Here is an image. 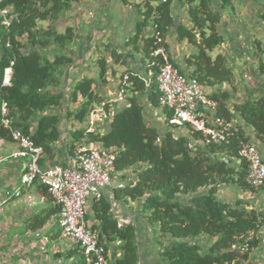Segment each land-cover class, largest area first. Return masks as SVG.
<instances>
[{
	"label": "trees",
	"instance_id": "1",
	"mask_svg": "<svg viewBox=\"0 0 264 264\" xmlns=\"http://www.w3.org/2000/svg\"><path fill=\"white\" fill-rule=\"evenodd\" d=\"M79 1L0 0V10L9 11L8 26L2 24L0 17V139L12 141L10 131L1 125L4 105L12 129L41 149L38 164L43 168L56 165L53 161L63 134V121L84 123L98 101L91 90L93 80L83 78L72 84L66 97L69 104L81 98L78 107L66 108L64 116L57 111L66 96L67 70L74 62L70 52L74 31L67 27L60 33L52 24ZM175 1L187 6L192 25L190 28L180 25L177 39L198 48L188 59L189 78L195 79L204 92L223 83L232 85L235 76L226 58L221 54L214 59L210 56L224 44L216 31L220 17L212 10L210 0H160L155 7L144 4L132 40H137L149 24L164 39L173 23L171 5ZM44 22L49 25L43 27ZM144 47L149 69L156 76L162 59L153 55L157 47L154 35L145 39ZM257 47L260 59V42ZM121 56L112 53L115 61ZM11 63V85L3 86V70ZM260 67L264 69L262 64ZM105 71L103 63L101 79ZM125 76L128 78L125 95L128 91H147L151 102L158 103L155 83L146 89L137 75ZM205 94L218 102V116L235 123L225 142L207 143L201 133L187 127L186 135L171 132L160 135L147 124L143 109L133 95L110 121L106 133H88L86 128L72 130L67 154L72 159L77 148L100 145L115 152L114 172H132L133 180L114 189L113 195L122 203H141L138 215L151 231L157 264H264V259L258 261L256 254L261 243L258 233L264 227V208H254L240 199L226 201L219 196V191L227 187L242 192H264V185L259 189L248 186L247 164L238 155L244 144L254 145L253 138L264 144V96L245 100L229 109L225 91ZM170 116L171 112L167 119ZM222 158H227L228 163ZM40 187L48 197L46 188ZM58 213L59 208L54 205L44 220ZM86 219L92 220L90 228L97 233L98 244L103 247L104 264H140L138 229L132 223L120 225L110 202L104 198L93 201ZM245 245L247 250L243 251ZM80 256L85 260L81 261ZM67 258L70 264H94L95 260L92 255H83L76 243L67 252Z\"/></svg>",
	"mask_w": 264,
	"mask_h": 264
},
{
	"label": "crops",
	"instance_id": "2",
	"mask_svg": "<svg viewBox=\"0 0 264 264\" xmlns=\"http://www.w3.org/2000/svg\"><path fill=\"white\" fill-rule=\"evenodd\" d=\"M160 0H80L62 15L67 17V27L74 31V41L70 47L73 64L68 68L64 84L66 92L58 112L64 116L66 108L76 109L81 102L69 104L67 96L74 82L83 78L93 80L91 90L98 98L95 104L113 98L118 91L125 74L144 76L150 72L145 55V39L153 35V26L149 24L139 35L136 25L141 20L143 5L148 3L155 7ZM212 10L220 17L216 27L223 37L224 44L215 48L210 56L214 59L223 55L232 69L234 83H223L213 88H206V93L223 90L227 93V107L245 100L264 96V0H210ZM58 18H61V17ZM173 23L164 34L167 55L182 74L189 78L188 59L198 52V48L187 42L178 41V27L190 28L188 8L179 2L171 5ZM257 42H260L262 55H257ZM122 54L118 61L112 53ZM100 62V60H102ZM105 63L104 79L100 78L101 67ZM152 72V71H151ZM135 95L143 109V116L148 125L154 127L160 135L168 132L174 135H186V128H174L168 125L169 111L159 103H152L147 91L140 93L128 91L125 95ZM94 105V104H93ZM236 123L240 120L236 119ZM63 134L57 144V156L54 163L60 166L70 164L67 154L70 132L75 128H86V120L78 124L72 120L63 121ZM241 124V122H240ZM110 123L98 126V132L106 133ZM247 133L250 129L247 128ZM253 143L264 158V144L253 138ZM100 145L89 144L87 147ZM20 149L18 142L0 139V199L11 193L19 182V177L27 163V157L13 158L14 152ZM25 159V160H24ZM131 171L114 172L111 185L105 190L103 198L112 205V212L119 224L132 223L138 229L140 264H157V250L152 244L151 231L139 218L141 203L116 201L113 190L123 187L133 180ZM221 199H236L249 202L254 208H264V192H242L234 187L219 191ZM92 202L89 203L90 211ZM50 196L46 197L40 184L34 183L23 191L21 197L10 201L0 209V264H70L67 252L75 244L62 236L59 229V214L45 219L50 208L54 207ZM44 220V221H43ZM92 220H88L91 225ZM54 226L58 233H49ZM264 228V227H263ZM263 238H261L262 241ZM264 240V239H263ZM151 244H150V242Z\"/></svg>",
	"mask_w": 264,
	"mask_h": 264
},
{
	"label": "built area",
	"instance_id": "3",
	"mask_svg": "<svg viewBox=\"0 0 264 264\" xmlns=\"http://www.w3.org/2000/svg\"><path fill=\"white\" fill-rule=\"evenodd\" d=\"M8 12V9L0 10L4 26L9 24L6 17ZM153 35L157 46L153 55L159 56L162 64L156 76L150 71L137 77L146 89L152 83L156 84L158 103L171 112L168 125L174 128L187 127L199 132L207 143L225 142L235 123L217 115L218 102L210 99L195 79L185 77L170 62L163 37L158 32ZM11 75L12 63L3 70V86L11 85ZM127 79L124 76L113 98L91 107L86 117L88 133L98 132L99 125L110 123L116 113L126 106L124 85ZM1 115V125L10 131L12 140L18 142L20 147L12 157H30V162L21 172L13 191L0 199V209L10 201L19 199L25 189L38 182L46 188L48 195L59 208V229L62 236L79 244L83 255H92L94 264H104L103 247L98 244L97 233L90 228L86 215L89 203L101 200L112 183L115 152L111 149L82 146L76 149L69 165L43 168L38 164L41 149L35 147L27 136L12 129V121L6 118L4 105L1 107ZM238 155L247 164L248 186L252 189L261 188L264 185V161L257 147L244 144ZM222 161L228 163L227 158H222ZM252 236L250 233L249 238ZM242 250L246 251L247 245Z\"/></svg>",
	"mask_w": 264,
	"mask_h": 264
},
{
	"label": "rangeland",
	"instance_id": "4",
	"mask_svg": "<svg viewBox=\"0 0 264 264\" xmlns=\"http://www.w3.org/2000/svg\"><path fill=\"white\" fill-rule=\"evenodd\" d=\"M65 14V13H64ZM66 15H67V11H66ZM66 15H62L60 16L61 18H58L52 25L54 28H56V30L60 33H63L64 30L67 28V17ZM49 25V22H44L42 23V26L43 27H46ZM25 160V159H24ZM27 163L30 162V157H27L26 159ZM53 233V235L57 234L58 233V227L57 226H54L52 228V230L49 232V233ZM258 237L261 239L263 238L264 239V228H262L259 233H258ZM262 239L261 243L259 244V247L258 249L256 250V254L258 256V261L264 259V240ZM150 241L152 242V240L150 239ZM149 241V242H150ZM150 242V244H151ZM81 261L85 260V257L84 256H80L79 257Z\"/></svg>",
	"mask_w": 264,
	"mask_h": 264
}]
</instances>
